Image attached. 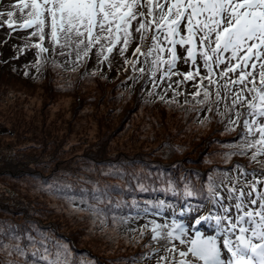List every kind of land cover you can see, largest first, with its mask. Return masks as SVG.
<instances>
[{"label": "trees", "instance_id": "16d2710c", "mask_svg": "<svg viewBox=\"0 0 264 264\" xmlns=\"http://www.w3.org/2000/svg\"><path fill=\"white\" fill-rule=\"evenodd\" d=\"M26 44L38 42L20 43ZM63 67H45L49 81L35 92L21 82L8 89L15 127L7 131L25 135L18 137L19 146L8 147L12 156L0 155V243L7 245L0 247V264H45L40 258L47 254L45 248L55 252L62 247L68 249V264H157L161 246H155L152 230L143 225L144 235L136 233L140 229L131 230L132 222L145 209L153 214L168 210L187 221L217 210L209 185L223 195L225 187L237 183L235 166L242 164L248 172L253 164L246 155L235 154L243 143L241 127L228 124L230 113L217 112V107L225 112L223 104H198L202 96L193 99L195 91L185 83L174 95L154 92L148 88L146 65L143 74L134 70L132 81L122 73L110 79L97 67L76 68L75 76L54 73ZM6 74L0 67V83ZM140 107L154 114L159 107L170 116L145 117ZM31 120L40 126L29 129ZM182 127L190 137L180 134ZM123 128L133 130L129 140L122 136ZM218 144L226 146L221 153ZM102 164L115 169L107 172L105 167L103 173ZM134 165L136 170L128 171ZM17 245L26 256L15 251ZM180 259L176 250L167 264Z\"/></svg>", "mask_w": 264, "mask_h": 264}, {"label": "snow or ice", "instance_id": "6c2138e0", "mask_svg": "<svg viewBox=\"0 0 264 264\" xmlns=\"http://www.w3.org/2000/svg\"><path fill=\"white\" fill-rule=\"evenodd\" d=\"M13 9L0 13L9 28L18 11L20 29L33 28L31 35L44 41L47 28L52 45L72 49L77 60L87 58L93 48L104 60L114 50L123 56L135 40L133 55L143 60L125 59L126 64L134 70L137 62L147 65L154 88L174 75L181 76L177 86L199 78L193 85L197 89L193 99L202 96L196 99L198 104H223L225 112L220 113L219 107L217 112L230 113L228 124L241 127L243 143L237 145L240 150L235 154L247 155L251 150L250 160L264 157V0H18ZM36 47L39 53L49 51L42 44ZM180 63L189 70L180 72ZM162 66L166 67L162 70ZM138 71L143 74L145 68ZM259 163V173L236 165L237 183L225 187L223 195L217 186L209 185L218 211L201 219L215 220L216 235L204 237L197 232L195 238L185 240L187 229L173 221L166 237L190 245L179 252L178 264H192L184 259L189 253L198 264H264V160ZM187 195L193 193L187 191ZM152 223V239L157 240L167 225ZM0 247L7 245L0 243ZM15 251L27 255L19 245ZM175 251L174 246L166 248L157 264H167ZM45 253L40 257L45 264H68L66 247L55 252L45 248Z\"/></svg>", "mask_w": 264, "mask_h": 264}, {"label": "rangeland", "instance_id": "374dc122", "mask_svg": "<svg viewBox=\"0 0 264 264\" xmlns=\"http://www.w3.org/2000/svg\"><path fill=\"white\" fill-rule=\"evenodd\" d=\"M17 3H18V0H0V13L6 14L9 10L15 11V9H13V5L17 4ZM13 19L15 20V23L13 24L12 28H9L7 26V24L3 23V21L0 20V67H2V71H7V73L10 75L9 76L8 74H6L4 76L5 79L2 80L5 83H0V155L5 157V158L12 156V153L8 152L9 149H11V148H8V147L10 145L11 146L12 145L19 146V145H17L20 143V142H18V137L22 138L25 135V133H24V135H23V133H20L19 135H17L16 131H14V135H9V133L7 131V129H9V128H10L9 130H13L15 127L13 124V120L11 119L12 117H14L12 114L13 113V111H12L13 106H12V104L10 105V102L11 101L13 102L14 98L9 99L8 96L10 94V91L13 89V87L17 86L16 85L17 82L25 83L26 86H31V89H35V90H30V91L35 92V91L39 90L42 86H44L49 81V76H48L47 72L46 71L43 72L45 67H48L49 65H53V64H59V63H61L62 66H64L65 68H67L70 71V74H67L68 71L65 72L64 67L60 71H57L54 69V73L61 75V77L62 76L66 77L67 75H72V73H73V76L77 75L78 74L77 71H79V69H76V68L83 69L85 67H88V68L97 67L103 71V73H102L103 75L111 76V77L107 76L110 79L113 76H116L118 74L121 75V73H122V75L126 78H127V76H129L128 81H132V79H130V76H131V74H133L134 69L131 65L125 63V59L134 60V61L137 59L143 60L142 56L137 57V56L133 55L134 48L136 47V41L135 40L129 46L127 52H125V54L123 56L119 55L118 52L116 50H114L113 53H111L109 55V59L104 60L102 56L97 55L98 49L93 48L92 51L89 53L87 58H82L80 60H77V54L72 49L69 50V48H65V49L61 50L59 47H54L52 45L51 40H50V36L48 35V29L47 28L45 29L44 41H40L38 36L31 35V33L35 29H33V28L20 29L18 27V24L21 22L20 21V13L18 11H16V16ZM134 35H135V33H134ZM149 40H151V36H149ZM36 41L38 42V44H42L43 47L48 48L49 51L44 52V53H39V49L36 47V44L20 45V43H23V42H36ZM27 46H29V47L25 49L24 47H27ZM73 47H75V46H73ZM119 47L120 46L118 45L117 48H119ZM141 50L147 51V48L142 47ZM178 50H179V47H178ZM61 51H63L64 54H61ZM38 53H39V55H38ZM44 62H46V64L42 65L41 63H44ZM35 65L38 66V68L36 70H35ZM142 66H143V64L137 62L135 65V68L139 69V67H142ZM72 68H74L75 70ZM177 68L179 69V71H188L189 70V66L185 65L183 63L178 64ZM146 69H148L147 65H146ZM162 70H161V72L157 73V76L155 78L156 81L160 80ZM202 74H203V69H202ZM147 77L149 78L148 88H150V89L152 88V90L156 93L157 92L162 93L163 91L167 90L169 95H174L175 93L173 92V90L177 87L183 86L182 84L177 86V84L175 83L176 81L181 79V76H178V75L172 76L170 81L165 80L163 83H158L155 88L153 87V80L150 77L149 73H148ZM45 78H46V81H45ZM198 80H199V78H197V80H195V81L185 82L186 88L191 92L196 91L197 89L195 87H193V85L198 83ZM33 82H35V83H33ZM169 83H171V87H169ZM125 86H127V84ZM172 86H174V87H172ZM97 87L100 88L99 86H97ZM8 89H11V90H8ZM19 91H21V89ZM212 91L214 92V89H212ZM213 97L215 98L214 94H213ZM141 108L142 107H140L138 109L140 110ZM54 110H55V108H54ZM167 112L168 111L163 110L159 107L157 109V112H155V114L151 111H148V110H146V111H144L142 109L140 110V113H142V115H145V117H148L149 114H152L154 116V118L159 117L162 120H165L163 117V116H165L164 114L170 116L169 112L168 113ZM137 116H138V114H137ZM215 116H219V115L215 113ZM169 119H172L171 121L176 120V118H172V117H170ZM171 121H169V122H171ZM177 121L180 124H184L183 127H186V125H187L186 120L180 119ZM32 124H34V125L29 126V129H34V128L39 127L41 122L40 121H32ZM147 127H149V125ZM183 127H182V132L180 134L181 135L183 134V136L186 138L190 137L189 133L186 130H184ZM152 129L153 128H150V129L148 128L147 131H150ZM4 130H6L7 133ZM132 131H133L132 129L127 128V129L122 130L121 134H122V136L123 135L125 136V140H129L130 138H128V136L130 134H132ZM37 135H39V134H37ZM178 136H179V134L177 135V137ZM74 138H78L77 135H75ZM74 138H73V140H74ZM28 139H31V136L29 134H28ZM28 139H25V140L27 141ZM212 139H214V138H212ZM176 140H178V138H176ZM214 140H216V139H214ZM216 142H217V140H216ZM217 147L218 148H215V149H217V151L220 153L223 152L224 149H226V146L222 145V144H218ZM215 149H213V151ZM15 150H16V152L21 151L18 148ZM213 151H211L210 154H212ZM250 156H251V150H248V153L245 156V158L248 159V158H250ZM146 160H147V158H145V160L143 162H145ZM261 160H264V157H258L256 161H252L253 164H251V167H249L248 172H252L253 170H255L257 173H259L261 170V165H260L259 161H261ZM102 165H103V173H107V172L111 171L112 169L113 170L115 169V168L111 169V167L108 165H104V164H102ZM241 166H243V165L241 164ZM84 167H86L88 169L90 168V166H87V165ZM105 167L107 169L106 170L107 172L104 171ZM81 168H82V166H81ZM244 169H245V167H244ZM135 170H136V165L129 166V168H128V171H131V172L135 171ZM4 171L6 172L9 170L4 169ZM235 173L236 174L239 173L237 171V169H236ZM110 174H112V172ZM136 175H138V172L136 173ZM122 176L124 177V171L122 172ZM183 177L184 176H182L181 178H183ZM248 178L251 179V177H248ZM258 178H260V175H258ZM126 179H128L130 182L131 176L128 174L126 176ZM15 181H16V179H15ZM71 201H73V200L71 199ZM217 210H215L213 213H211V215L216 214ZM161 211H162V213H158V214H153L150 210H148L147 213H144L145 211L143 213H139L140 215L138 217H136V219L132 222V226H130V229L133 231L135 229L136 230L140 229L139 231H136V233L138 232V233H141L144 235L143 229L147 228L148 230H152V228L154 226L152 223L153 221L155 222V224H159L162 226L167 225V227H162L160 229V231H161L160 240L158 239V240L154 241L155 246H158V245L161 246L160 249L155 253L156 260L158 259L159 255H164L166 253L165 249L167 248V246H166L167 244H170L171 246L175 245L176 250L178 252L186 251L187 248L190 247V245L187 243L181 244L178 239H168L166 237V233L168 231L172 230L173 221H175L177 224L183 225L187 229L185 236L182 237L185 240L195 238L197 232L202 233L204 237L216 235L215 220L210 219V220H206L208 222L205 221V222L198 224L197 220H193V221L179 220L170 211H168V210H161ZM95 213H101V212H99L96 209ZM208 223H210L212 225V228H210ZM143 225H145V226H143ZM142 226H143V229H142ZM178 232H179V230L177 229L176 233H174V234H178ZM184 259H187L189 261H191L190 259H192L193 261L196 262L195 264H198V262L191 255V253H189V255ZM192 264H194V263L192 262Z\"/></svg>", "mask_w": 264, "mask_h": 264}]
</instances>
